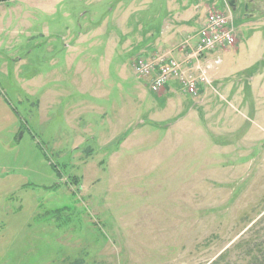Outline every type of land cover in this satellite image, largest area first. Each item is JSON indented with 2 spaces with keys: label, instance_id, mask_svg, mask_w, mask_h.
Returning a JSON list of instances; mask_svg holds the SVG:
<instances>
[{
  "label": "rangeland",
  "instance_id": "374dc122",
  "mask_svg": "<svg viewBox=\"0 0 264 264\" xmlns=\"http://www.w3.org/2000/svg\"><path fill=\"white\" fill-rule=\"evenodd\" d=\"M208 1L0 0V264H264V26L213 0L237 43L199 100L132 65L164 20L160 54L194 47Z\"/></svg>",
  "mask_w": 264,
  "mask_h": 264
},
{
  "label": "built area",
  "instance_id": "2783aa9c",
  "mask_svg": "<svg viewBox=\"0 0 264 264\" xmlns=\"http://www.w3.org/2000/svg\"><path fill=\"white\" fill-rule=\"evenodd\" d=\"M231 19L230 14L219 10L207 13L197 44L193 49L185 52L187 69L182 68L174 59L158 54L148 58H138L134 65L135 73L147 78L151 89L155 92L161 91L170 80L176 79L186 93L198 95L200 85L209 82L208 70L219 65L221 59L216 57L213 64L204 67L200 66L198 61L217 49L232 47L237 43V34Z\"/></svg>",
  "mask_w": 264,
  "mask_h": 264
},
{
  "label": "crops",
  "instance_id": "0c3cea01",
  "mask_svg": "<svg viewBox=\"0 0 264 264\" xmlns=\"http://www.w3.org/2000/svg\"><path fill=\"white\" fill-rule=\"evenodd\" d=\"M221 1L225 4L226 9L230 13H232L231 10H234L235 13L242 11V13H240L241 18L245 17V18L253 19L254 21L257 22V24H259V28L264 26V0H236V6H239V9L237 12L235 8L233 9L228 5L227 0H221ZM205 5H206V15L209 11L216 9L214 8L213 0H209L208 3ZM231 17L232 19H234V16H231ZM170 27H171L170 23H168L166 20H164V22H162L161 25H158L157 38H153V35H152V32L154 31L153 28L147 31H144L143 33L135 34L134 41L144 40V46L142 49L137 50L138 52H141V53H139L137 58L135 59L133 58V61H132L133 68L138 58H148V57L160 54L159 51L161 49L156 48V47L159 44H163V41H168L170 39L171 33H173V30L170 31ZM188 43H189V40L187 39L185 40L184 44L179 45L177 47L176 50L179 53H173L176 56V58H171V57L169 58L167 53H163V54L166 55L169 59H174L175 61L179 62L182 68L187 69L188 66L185 61V52L188 49H193V46L187 45ZM213 57L215 56H210V54H208L204 59L199 60L198 64L200 63V66H203V67L208 64H213L214 59L210 61V58L212 59ZM260 64H264V55L262 57V54L258 56L257 61H254V63L251 64V67H256V66L258 67ZM215 67L217 66H214L213 68ZM221 74L222 72L220 71V69H216L214 73L211 75L210 81L206 84L200 85L199 94L195 96L197 97L196 100H199L198 96L200 94L201 96H209V93L211 92V90H216L218 88L216 84L223 81V77L221 76ZM170 83H171V87L168 88L167 86L161 91H159L158 93H156L157 97L160 100L166 99V104H172L174 102L173 91L181 87L179 82L176 79L170 80L168 85ZM224 87L227 88L228 84H225ZM224 87L221 86L220 88L225 89ZM162 117L167 120V123H168L167 125L180 122V117L177 115L175 110L169 114H164V116Z\"/></svg>",
  "mask_w": 264,
  "mask_h": 264
},
{
  "label": "water",
  "instance_id": "95a60500",
  "mask_svg": "<svg viewBox=\"0 0 264 264\" xmlns=\"http://www.w3.org/2000/svg\"><path fill=\"white\" fill-rule=\"evenodd\" d=\"M227 3L231 8H236V0H227Z\"/></svg>",
  "mask_w": 264,
  "mask_h": 264
}]
</instances>
